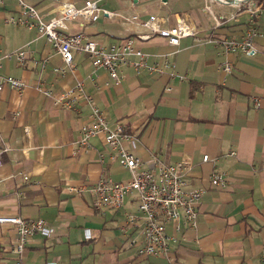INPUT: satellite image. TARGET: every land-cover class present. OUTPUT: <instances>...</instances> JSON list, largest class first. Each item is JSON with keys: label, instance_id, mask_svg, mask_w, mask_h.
Segmentation results:
<instances>
[{"label": "crops", "instance_id": "1", "mask_svg": "<svg viewBox=\"0 0 264 264\" xmlns=\"http://www.w3.org/2000/svg\"><path fill=\"white\" fill-rule=\"evenodd\" d=\"M27 1L44 19L55 12L52 0ZM205 1L98 0L104 9L122 15L71 19L70 32L84 31L105 45L130 38L148 55L149 64L164 66L162 72L146 67L138 72L126 65L120 80L95 67L83 51H75V68L58 74L54 67L64 61L45 35L5 22L19 13L18 0L0 5L1 51L29 44L23 64L4 57L0 65V76L26 83L21 92L0 89V214L41 217L54 227L50 236L34 234L18 255L13 251L17 229L0 224V264H15L20 256L30 263L57 264H264V0H212V12ZM258 6V53H222L217 38L242 36ZM134 14L137 20L130 18ZM153 14L162 27L185 21L195 32L173 45L142 24ZM175 50V66L168 67L167 54ZM225 59L233 63L230 73L220 67ZM79 81L91 102L82 97L76 109L56 102ZM256 95L263 98L260 107L254 104ZM92 104L110 126L136 133L135 146L126 145L146 166L153 156L183 162L189 166L187 188L204 189L195 226L183 218L167 224V232L177 236L167 253L140 254L144 219L135 193L120 207L94 208L97 180L107 175L127 181L131 171L112 157L103 135L93 136L87 146L80 142ZM205 154L209 159H203ZM214 172L224 174V184L212 185Z\"/></svg>", "mask_w": 264, "mask_h": 264}, {"label": "built area", "instance_id": "2", "mask_svg": "<svg viewBox=\"0 0 264 264\" xmlns=\"http://www.w3.org/2000/svg\"><path fill=\"white\" fill-rule=\"evenodd\" d=\"M54 2V14L44 19L38 8L27 0H18L20 11L17 15L5 17V22L12 23L26 28H36L41 34L54 44L60 53L64 66H55L54 70L64 75L68 69L76 66L74 59L75 51H84L88 53L91 62L95 67L105 68L110 76L116 80L123 78V68L126 65L134 66L140 72L143 67L151 71H164L161 63L154 61L149 64L148 55L142 49L136 47L130 38L120 42H113L105 45L99 41L92 40L84 32H69V20L75 17H82L83 20H95L100 15L107 17L122 15L107 9H102L98 0H85L84 4L79 6L69 0H52ZM5 0H0V5ZM223 2V0H218ZM224 2H227L224 0ZM245 2V1H244ZM261 6V4H260ZM257 8V12L260 9ZM205 8L211 11L209 0L205 1ZM256 10H251V24L242 36H225L217 38V45L221 52L228 54L231 52H241L253 56L259 51L255 43V37L259 34V27L256 24ZM138 14L130 17L133 20L138 19ZM150 30L157 31L164 36L169 43L179 45L181 38L195 32L194 28L185 21H181L174 26L162 27L159 24L158 17L153 14L142 22ZM29 51V44L10 52H2L0 49V65L2 59L15 58L17 62L23 64L26 61ZM177 50L167 54L168 61L166 66H175L171 59L175 56ZM135 56V58L131 57ZM220 67L227 73L232 72L233 63L225 59ZM175 75V72H171ZM25 81L13 75L0 76V89L4 86L16 88L23 91ZM47 95L52 93L51 89L41 88ZM83 83L77 82L75 85L67 88L56 98V102L68 108L77 107L80 98L85 97L87 102L92 101V96L83 94ZM261 96H253L254 104L260 107L262 104ZM91 121L81 128L80 142L87 146L90 139L96 135H103L109 148L112 150V157L116 158L120 164L128 167L131 171V178L127 181H115L107 175H102L94 184L93 206L96 210L105 208L120 207L124 204L126 197L135 193L139 200L138 209L144 219V239L139 250L141 255L150 256L154 254L167 253L177 236L167 232L169 222H178L181 218L189 226H195L197 223V206L204 192L203 188H187L186 174L189 166L183 162L167 163L153 156L152 165L146 166L145 161L137 156L133 149L126 145L130 143L135 146L136 133L126 132L123 126L112 127L109 124L103 111L92 104ZM204 160L209 159V155L203 156ZM2 162V151L0 150V164ZM28 180L29 176L24 175ZM213 186H219L225 183L224 174L214 172L211 176ZM136 219L131 215V220ZM10 223L15 226L18 236L13 244V251L20 255L29 239L36 233L50 236L54 232V227L46 222L44 218H24L19 215H1L0 224ZM179 228V225H177ZM15 264H57L56 262L30 263L21 256L15 259Z\"/></svg>", "mask_w": 264, "mask_h": 264}, {"label": "rangeland", "instance_id": "3", "mask_svg": "<svg viewBox=\"0 0 264 264\" xmlns=\"http://www.w3.org/2000/svg\"><path fill=\"white\" fill-rule=\"evenodd\" d=\"M210 1H212V0H209V4L211 5V2ZM216 1H218V0H216ZM249 1V0H248ZM260 1H262V0H259L258 2L260 3ZM220 3H230V2H224V0H223V2H220ZM263 4H264V2H261V6H263ZM101 7V6H100ZM102 9H104L103 7H101ZM252 10H256V12H257V9H252ZM259 11V10H258ZM100 16H102V15H100ZM99 16V17H100ZM104 16V15H103ZM73 19V18H72ZM71 20V19H70ZM70 20H69V22H70ZM68 31H69V29H68ZM70 32V31H69ZM78 32H80V31H78ZM90 37V36H89ZM238 37V36H237ZM92 40H95V41H98V40H96V39H94V38H92V37H90ZM84 52V51H83ZM90 58V57H89ZM91 60V59H90ZM93 64V63H92ZM94 65V64H93ZM76 67V66H75ZM80 82H82V81H80Z\"/></svg>", "mask_w": 264, "mask_h": 264}, {"label": "water", "instance_id": "4", "mask_svg": "<svg viewBox=\"0 0 264 264\" xmlns=\"http://www.w3.org/2000/svg\"><path fill=\"white\" fill-rule=\"evenodd\" d=\"M226 1H228V2H235V3H240V2H244V1H247V0H226Z\"/></svg>", "mask_w": 264, "mask_h": 264}]
</instances>
